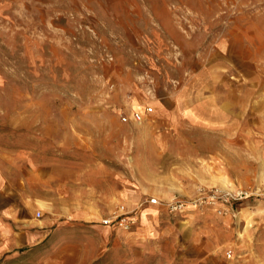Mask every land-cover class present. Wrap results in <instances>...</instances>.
<instances>
[{"label": "rangeland", "instance_id": "1", "mask_svg": "<svg viewBox=\"0 0 264 264\" xmlns=\"http://www.w3.org/2000/svg\"><path fill=\"white\" fill-rule=\"evenodd\" d=\"M133 100L152 107L140 121ZM0 139L49 179L26 244L0 239V264H264L260 199L227 215L160 204L139 235L102 220L146 204L67 223L56 198L59 164L89 156L97 181L124 176L149 197L264 187V0H0Z\"/></svg>", "mask_w": 264, "mask_h": 264}, {"label": "crops", "instance_id": "2", "mask_svg": "<svg viewBox=\"0 0 264 264\" xmlns=\"http://www.w3.org/2000/svg\"><path fill=\"white\" fill-rule=\"evenodd\" d=\"M130 108L137 110V106L144 112V105L141 102H130ZM144 114H146L144 112ZM215 123L218 127L222 121L221 116L215 115ZM234 127V121L231 126ZM76 147L72 149V155H80L78 149H85L79 139L71 142ZM87 143L96 141L91 139ZM106 143V142H105ZM107 144V143H106ZM90 147H88L89 149ZM110 148H105V154ZM112 150V149H111ZM77 153H76V152ZM93 156L96 154L92 153ZM95 158V157H94ZM88 158L86 163L73 161L69 167L59 164V221L62 222H87L94 216L95 208H112L118 205L132 209L138 205L146 204L142 210L136 228L142 232H132L143 234L145 230H152L153 222L149 220L148 209L163 205L168 210L166 203L176 195L172 190L156 191V197L160 203L151 204L148 192L138 181H129L127 177L118 178L116 186H110L111 179H99L97 181L95 160ZM122 162V153L115 157ZM45 164H35L32 152L26 147H17L14 143L5 142L0 139V239H6L13 249L26 244L29 232V222L26 217L31 212L33 201L43 203L47 200L48 193V173ZM101 183V186L97 185ZM129 211V210H127ZM108 226V225H106ZM145 226V227H144ZM143 229V230H142Z\"/></svg>", "mask_w": 264, "mask_h": 264}, {"label": "built area", "instance_id": "3", "mask_svg": "<svg viewBox=\"0 0 264 264\" xmlns=\"http://www.w3.org/2000/svg\"><path fill=\"white\" fill-rule=\"evenodd\" d=\"M151 111V106H146L144 109L145 113ZM144 112L140 113L139 111L134 110L132 111L130 118L134 121H139L143 118ZM121 120L127 121L128 117L122 115ZM252 199H260L262 203H264V187H240L226 191H221L219 189L203 190L197 197L188 200L175 196L166 203V206L170 212L175 214L184 212L189 205L199 208L203 206H212L218 214L227 215L233 213L236 203ZM148 202L151 204L160 203L156 197H151ZM102 222L105 225H113L122 230L129 231L136 226L138 215L133 211L126 210L104 218ZM228 256H230L229 253Z\"/></svg>", "mask_w": 264, "mask_h": 264}, {"label": "bare ground", "instance_id": "4", "mask_svg": "<svg viewBox=\"0 0 264 264\" xmlns=\"http://www.w3.org/2000/svg\"><path fill=\"white\" fill-rule=\"evenodd\" d=\"M139 112L142 113L143 111H139ZM141 119H142V118H141ZM141 119H140V120H141ZM140 120H139V121H140Z\"/></svg>", "mask_w": 264, "mask_h": 264}]
</instances>
